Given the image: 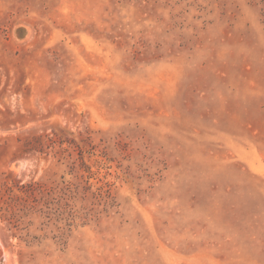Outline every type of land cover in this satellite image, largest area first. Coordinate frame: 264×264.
Here are the masks:
<instances>
[{
	"label": "rangeland",
	"instance_id": "obj_1",
	"mask_svg": "<svg viewBox=\"0 0 264 264\" xmlns=\"http://www.w3.org/2000/svg\"><path fill=\"white\" fill-rule=\"evenodd\" d=\"M0 264H264V0H0Z\"/></svg>",
	"mask_w": 264,
	"mask_h": 264
}]
</instances>
